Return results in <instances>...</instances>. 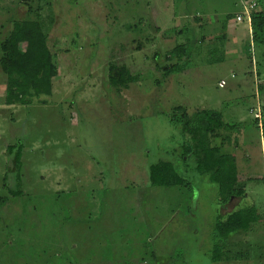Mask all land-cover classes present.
Wrapping results in <instances>:
<instances>
[{
  "label": "rangeland",
  "instance_id": "obj_1",
  "mask_svg": "<svg viewBox=\"0 0 264 264\" xmlns=\"http://www.w3.org/2000/svg\"><path fill=\"white\" fill-rule=\"evenodd\" d=\"M242 9L241 0H0V264H264V30L255 38L248 20L237 23ZM19 21H39L55 56L44 103H5L1 45ZM186 43L188 69L165 78L161 68L178 62L170 52ZM122 67L138 81L113 86ZM177 107L217 110L237 126L214 145L231 137L224 151L236 154L247 197L220 211L254 205L261 217L230 237L218 263L209 256L217 186L182 159ZM10 146L22 150L17 171ZM161 160L192 186L153 187L149 168Z\"/></svg>",
  "mask_w": 264,
  "mask_h": 264
},
{
  "label": "trees",
  "instance_id": "obj_2",
  "mask_svg": "<svg viewBox=\"0 0 264 264\" xmlns=\"http://www.w3.org/2000/svg\"><path fill=\"white\" fill-rule=\"evenodd\" d=\"M252 28L257 33H255V38L262 33L264 30V12L253 11ZM1 51L3 53L1 68L7 75L6 105H29L35 101L44 103L40 98L51 96L52 80L57 76L58 69L55 56L48 46L40 22H16L9 37L2 43ZM189 53L187 43L173 49L167 59L178 58V62L161 68L164 77L169 78L188 69L189 60L185 58ZM213 61L221 62L223 60L218 58ZM258 74L260 75V72ZM257 77L260 79V76ZM137 81V76L132 75L125 67L119 70L118 78H110V83L115 87H126ZM174 111L171 116V123L176 126L181 125L183 132L187 135L181 157L182 159L193 158L195 171L208 177L211 183L217 186V203L220 207L218 210L220 211L233 199L244 200L247 197L246 179L239 172L236 154L227 153L223 149L225 141L230 142L231 137L225 136L220 145H214L215 138L218 137L220 131L232 132L237 126L226 123L222 113L217 110H198L192 115L183 107H177ZM263 116L262 114V131L264 132ZM256 122L259 124V119ZM259 130H261L260 127ZM8 151L10 156L12 154L15 156L13 163L17 171L18 166L22 163V150H16L15 146H10ZM16 173L20 183V174ZM149 174L150 183L153 187L192 186V182L184 177L172 162L161 160L152 164L149 168ZM19 195V193H14V196ZM260 222V214L254 205L237 208L226 215L221 214L220 211L213 226L211 237L213 246L209 256L212 263H218L222 260L231 236L238 233L248 234Z\"/></svg>",
  "mask_w": 264,
  "mask_h": 264
},
{
  "label": "built area",
  "instance_id": "obj_3",
  "mask_svg": "<svg viewBox=\"0 0 264 264\" xmlns=\"http://www.w3.org/2000/svg\"><path fill=\"white\" fill-rule=\"evenodd\" d=\"M242 1V11L241 13H239L236 17L235 20L237 23H242L245 20H248L251 28H252V12L258 7V3L256 0H241ZM264 84V83H263ZM264 106H262L261 108H259V112H258V116L257 119H259V126L260 129L262 131L263 128V121H262V114H263V108ZM263 132V131H262Z\"/></svg>",
  "mask_w": 264,
  "mask_h": 264
},
{
  "label": "crops",
  "instance_id": "obj_4",
  "mask_svg": "<svg viewBox=\"0 0 264 264\" xmlns=\"http://www.w3.org/2000/svg\"><path fill=\"white\" fill-rule=\"evenodd\" d=\"M221 142H222V140L220 139V142H219V145L221 144ZM232 142H231V139H230V142H227V141H225V143H224V145H223V149H225L226 147L228 148V146H229V144H231ZM225 152H227V150L225 151ZM228 152H231V151H228ZM227 152V153H228Z\"/></svg>",
  "mask_w": 264,
  "mask_h": 264
}]
</instances>
